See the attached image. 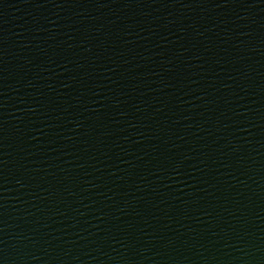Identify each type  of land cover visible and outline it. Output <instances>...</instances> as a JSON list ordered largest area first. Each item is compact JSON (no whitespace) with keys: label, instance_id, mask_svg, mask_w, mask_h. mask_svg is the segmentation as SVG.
I'll return each instance as SVG.
<instances>
[{"label":"water","instance_id":"1","mask_svg":"<svg viewBox=\"0 0 264 264\" xmlns=\"http://www.w3.org/2000/svg\"><path fill=\"white\" fill-rule=\"evenodd\" d=\"M0 264H264V0H0Z\"/></svg>","mask_w":264,"mask_h":264}]
</instances>
